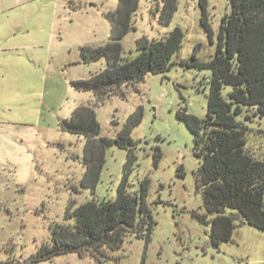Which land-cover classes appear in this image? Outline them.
Segmentation results:
<instances>
[{
    "label": "rangeland",
    "instance_id": "rangeland-1",
    "mask_svg": "<svg viewBox=\"0 0 264 264\" xmlns=\"http://www.w3.org/2000/svg\"><path fill=\"white\" fill-rule=\"evenodd\" d=\"M119 5L120 0H0V264H264V230L233 210L225 213L237 214L233 239L212 243L214 216L198 182L202 163L193 134L178 117L183 111L207 117L212 72L181 62L215 57L230 1L209 0L204 15L197 0H178L168 20L164 0H138L135 30L122 43L125 55L139 54L138 39L161 41L176 28L185 34L183 49L169 73L148 74L97 101L71 83L107 68L105 60L85 63L81 49L110 41L106 14ZM230 91L225 87V98ZM81 106L95 110L98 140L113 141L95 189L85 182L86 138L61 129ZM256 111L245 108L237 120L246 153L264 161V115L254 116ZM125 179L132 194L148 182L151 239L130 232L118 250L105 246L49 258L56 229L74 228L71 214L82 205L115 201Z\"/></svg>",
    "mask_w": 264,
    "mask_h": 264
},
{
    "label": "trees",
    "instance_id": "trees-1",
    "mask_svg": "<svg viewBox=\"0 0 264 264\" xmlns=\"http://www.w3.org/2000/svg\"><path fill=\"white\" fill-rule=\"evenodd\" d=\"M164 1L169 20L178 0ZM197 1L205 15L209 0ZM229 1L232 12L222 20L215 57L209 63L196 59L193 64L181 62L212 72L207 117L201 119L187 111L178 113L194 136L202 163L198 182L204 188L205 207L214 216L211 239L215 246L233 239L237 214L250 226L264 230V161L246 153L244 130L237 120L245 108H256L254 116L264 115V0ZM137 9L138 0H120L118 9L106 14L112 28L110 41L99 48L83 47L81 56L87 64L105 60L107 68L88 80L72 82L76 91L92 93L97 101L105 100L122 86L142 82L148 74L165 75L176 65L175 57L180 55L185 41L179 28L161 41L142 37L137 40L139 54L134 58L125 55L122 43L135 30L132 16ZM202 24L210 30L205 17ZM227 86L231 88L228 99L223 95ZM61 127L86 138L85 182L95 189L105 150L113 141L98 140L101 128L90 106L78 107L70 119L61 122ZM148 186L146 181L140 193L132 194L125 179L115 201L80 206L71 214L76 219L75 227H58L54 232L55 246L49 258L105 246L118 250L130 232L150 240L154 222L145 203ZM226 210L237 214L227 216Z\"/></svg>",
    "mask_w": 264,
    "mask_h": 264
},
{
    "label": "crops",
    "instance_id": "crops-1",
    "mask_svg": "<svg viewBox=\"0 0 264 264\" xmlns=\"http://www.w3.org/2000/svg\"><path fill=\"white\" fill-rule=\"evenodd\" d=\"M27 1H31V0H27ZM60 83V82H59Z\"/></svg>",
    "mask_w": 264,
    "mask_h": 264
}]
</instances>
